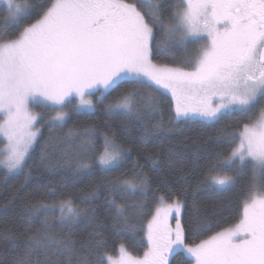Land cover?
Returning a JSON list of instances; mask_svg holds the SVG:
<instances>
[{
    "label": "snow or ice",
    "instance_id": "snow-or-ice-1",
    "mask_svg": "<svg viewBox=\"0 0 264 264\" xmlns=\"http://www.w3.org/2000/svg\"><path fill=\"white\" fill-rule=\"evenodd\" d=\"M0 14V137L8 142L0 166L7 174L25 169L41 123L49 130L41 163L66 170L73 183L97 169L105 176L119 169L133 148L121 144L110 125L103 133L94 125L68 127L74 115L91 116L106 101L105 116L138 122L143 143L170 134L173 123L208 127L237 117V128L216 140L227 152L206 153L207 176L187 211L193 234L209 230L196 192L202 186L231 191L237 176H249L238 222L199 242H188L180 219L185 203L161 180L164 194L144 229L147 250L140 257L123 244L113 257L95 233L79 243L72 238L77 225L92 222L88 205L98 187L79 203L71 197L30 200L22 243L5 237L20 249L10 264H264V0H0ZM154 55L172 63H154ZM144 89L168 101L167 122H153L163 109ZM98 135L101 149L90 156ZM146 163L158 167L154 157ZM135 167L103 185L116 235L135 233L133 218L140 214L138 201H120L147 196L152 184L138 161Z\"/></svg>",
    "mask_w": 264,
    "mask_h": 264
},
{
    "label": "trees",
    "instance_id": "trees-1",
    "mask_svg": "<svg viewBox=\"0 0 264 264\" xmlns=\"http://www.w3.org/2000/svg\"><path fill=\"white\" fill-rule=\"evenodd\" d=\"M167 14V13H166ZM2 15V14H0ZM5 25L0 19V34L3 33ZM17 34V29L12 26L10 35ZM194 51V50H193ZM157 64H171V60L153 57ZM125 87L131 88V85ZM144 95L158 94L150 89L143 90ZM98 95V93H97ZM94 96V102L98 96ZM160 107L163 109V116L156 115L153 122L163 119L167 122L170 118V109L168 101L159 98ZM106 101L97 104L96 111L91 116L74 115L69 121L68 127L73 125L77 127L94 125L98 132L115 131L118 141L125 147H132L133 151L122 162L119 169L106 176L99 170L83 177L80 181L73 183L70 174L64 169H51L40 160V145L48 139L49 130L41 123V138L36 146V151L32 152L27 159V165L22 172L7 174L6 170L0 166V264H10V260L20 249L14 248L12 244L5 239L6 236L14 235L18 243H22L24 231L27 223L24 219V205L28 201L45 199L49 202L63 197H71L79 203L87 192L93 187L99 188V194L88 207L94 209L92 222L82 221L74 230L73 239L82 242L90 239V234H98L107 242L104 249L113 257L118 255V249L121 244L133 255L140 257L147 250L146 236L148 222L152 219V214L158 206V197L164 194V189L160 187V181H168L186 206L183 210L182 224L186 226V238L188 242H199L201 239H207L208 236L224 228L230 227L238 222L241 202L244 199V193L248 187L249 176H237L236 187L231 191L215 192L211 188L201 187L196 192L201 211L207 217L209 230L202 234H193L188 226L187 211L190 210L193 198V191L197 184L207 176L208 154L226 153L228 145L217 143V137L222 131L235 130L237 128V117H230L222 120L214 126L204 127L198 123H173L170 125L171 133L162 134L161 138H152L147 143L140 141L139 124L136 121H127L123 118L108 119L103 107ZM40 112L41 109H33ZM243 122H248L243 119ZM255 119V116L252 117ZM126 125V127H125ZM64 129L63 132H66ZM63 132H58L62 135ZM102 136H97L95 149L89 152L93 155L95 151L101 149ZM5 147V142L0 140V151ZM52 159L59 158V152H51ZM147 157H154L158 162V167L153 168L146 163ZM214 159V156H213ZM139 162L143 166V171L152 177L149 193L145 197H135L128 201L121 200V203L134 204L137 201L140 204L139 216L133 218V223L137 225V230L133 232H122L116 235L113 229L112 212L108 207L107 198H111L103 185L109 179L119 176L121 173L131 175L138 171L135 165ZM95 167V166H94ZM30 173V175H29ZM234 175V173H232ZM250 175V174H249ZM68 177L67 179H65ZM51 188H55V194L49 195ZM183 189V193L181 192ZM167 200V197H165ZM171 203V200H167ZM84 207V205H81ZM132 209H129L131 213ZM140 226H143L141 229ZM183 258V253L177 254L176 259Z\"/></svg>",
    "mask_w": 264,
    "mask_h": 264
},
{
    "label": "rangeland",
    "instance_id": "rangeland-1",
    "mask_svg": "<svg viewBox=\"0 0 264 264\" xmlns=\"http://www.w3.org/2000/svg\"><path fill=\"white\" fill-rule=\"evenodd\" d=\"M155 63V62H154ZM99 95V94H98ZM97 95V96H98ZM91 99L94 101V96L93 97H91ZM0 140H2V141H4L5 142V147H3L2 149H1V151H0V159H2L3 158V156L6 154V152H7V147H8V142H7V140L6 139H4L3 137H0ZM1 167H3V166H1ZM6 170V169H5ZM182 215H183V210L181 211V213H180V219H181V221H182ZM169 223L171 224V226L172 227H174L175 226V220L174 219H169Z\"/></svg>",
    "mask_w": 264,
    "mask_h": 264
}]
</instances>
